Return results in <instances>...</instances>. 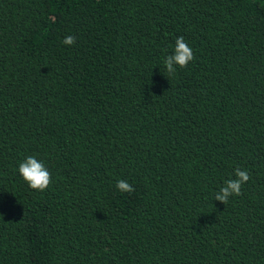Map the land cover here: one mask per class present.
<instances>
[{
    "label": "trees",
    "instance_id": "obj_1",
    "mask_svg": "<svg viewBox=\"0 0 264 264\" xmlns=\"http://www.w3.org/2000/svg\"><path fill=\"white\" fill-rule=\"evenodd\" d=\"M0 264H264V0H0Z\"/></svg>",
    "mask_w": 264,
    "mask_h": 264
},
{
    "label": "clouds",
    "instance_id": "obj_2",
    "mask_svg": "<svg viewBox=\"0 0 264 264\" xmlns=\"http://www.w3.org/2000/svg\"><path fill=\"white\" fill-rule=\"evenodd\" d=\"M63 43L66 45H72L75 43V37L67 36ZM194 55L192 49L185 42L183 36L176 38L173 54L164 58V65L169 75L174 74L176 71V65L180 68L187 67L189 61L193 60ZM18 171L23 180L28 184L31 189L43 192L52 183L51 173L45 167L43 162L38 161L35 156H28L22 162L19 163ZM234 179H228L225 181L223 187L219 192L215 194V200H219L226 204L228 199L232 195L241 194V186L249 179V173L247 170L235 169ZM117 189L120 192H133L134 188L125 180H119L116 184Z\"/></svg>",
    "mask_w": 264,
    "mask_h": 264
}]
</instances>
